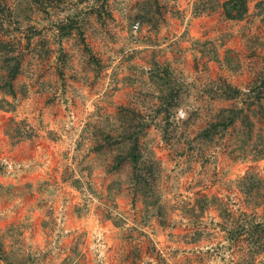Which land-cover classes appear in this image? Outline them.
<instances>
[{"label": "rangeland", "instance_id": "obj_1", "mask_svg": "<svg viewBox=\"0 0 264 264\" xmlns=\"http://www.w3.org/2000/svg\"><path fill=\"white\" fill-rule=\"evenodd\" d=\"M6 1L0 38L23 59L17 96L0 90L10 104L0 107V263L264 264V252L229 240L219 210L200 203L217 196L251 211L236 180L250 168L264 177V158L235 157L238 131L200 136L230 104L219 85H257L264 100V0H248L243 20L196 14L197 0H159L157 28L136 17L140 0H68L47 13ZM156 66L174 78L171 111L159 109ZM125 105L149 122L140 143L158 170L151 209L134 193L130 162L112 170L118 149L99 145L121 132Z\"/></svg>", "mask_w": 264, "mask_h": 264}, {"label": "trees", "instance_id": "obj_2", "mask_svg": "<svg viewBox=\"0 0 264 264\" xmlns=\"http://www.w3.org/2000/svg\"><path fill=\"white\" fill-rule=\"evenodd\" d=\"M68 0H31L38 9L44 13L57 5H61ZM101 1L104 6L106 0ZM6 0H0V14H6ZM260 5V4H258ZM220 10L221 15L227 20H243L249 13L248 0H197L195 13H212ZM263 13L264 9L260 10ZM97 15H101V10H96ZM10 14H14L12 11ZM161 16V4L159 0H140L137 6L136 17L142 19V22L151 24L154 28L158 26V20ZM65 26L62 29L72 33L74 26ZM4 26V24H3ZM2 26V27H3ZM68 27V28H67ZM85 43V42H84ZM85 49L89 51L85 43ZM91 57H93L91 55ZM23 51H19L17 45L12 40L0 38V90L9 96L16 97L17 90L15 81L21 72ZM154 77L159 81L160 96L163 98L160 104V111H171L179 106L177 95L175 94L174 78L169 69L156 66L153 70ZM219 95L224 100L230 101V104L218 110L213 115L207 125L201 129L200 136L203 139L214 141L219 139L231 130L238 131L239 138L237 147L233 149L237 159L245 161H257L264 158V134L262 131L255 132L256 120H264V100L262 91L257 92L259 87L250 84L247 90L225 82L219 85ZM6 98L0 99V107L7 108ZM122 115L120 118L121 132L116 136L108 132L101 135V146L105 144L113 145L118 151L114 155L111 164L112 170H118L125 161H129L132 168L130 181L134 193L139 195L148 209L153 208L156 203L157 174L158 170L155 160L145 157L141 149L140 139L144 128L148 125L142 114L135 108L121 106ZM97 137V133L95 132ZM236 185L244 197L247 208L251 211L240 210L236 212L230 205L220 200L217 196L200 201L201 209L207 205H213L219 210V215L224 218V229L227 231L229 240L234 241L242 237L252 244L256 252H264V215L256 213L258 207L264 206V177L252 168L248 169L242 176L236 180ZM115 187V185H114ZM111 189L112 186L109 187ZM155 199V200H154ZM264 214V213H263ZM191 240L199 237V232L190 234ZM2 264V263H0ZM4 264H11L5 262Z\"/></svg>", "mask_w": 264, "mask_h": 264}, {"label": "built area", "instance_id": "obj_3", "mask_svg": "<svg viewBox=\"0 0 264 264\" xmlns=\"http://www.w3.org/2000/svg\"><path fill=\"white\" fill-rule=\"evenodd\" d=\"M135 28H138V23L134 25Z\"/></svg>", "mask_w": 264, "mask_h": 264}]
</instances>
